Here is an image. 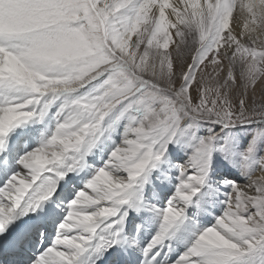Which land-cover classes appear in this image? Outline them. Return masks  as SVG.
<instances>
[{
	"label": "snow or ice",
	"instance_id": "6c2138e0",
	"mask_svg": "<svg viewBox=\"0 0 264 264\" xmlns=\"http://www.w3.org/2000/svg\"><path fill=\"white\" fill-rule=\"evenodd\" d=\"M0 264H264V0H0Z\"/></svg>",
	"mask_w": 264,
	"mask_h": 264
},
{
	"label": "rangeland",
	"instance_id": "374dc122",
	"mask_svg": "<svg viewBox=\"0 0 264 264\" xmlns=\"http://www.w3.org/2000/svg\"><path fill=\"white\" fill-rule=\"evenodd\" d=\"M257 94L259 95V89H258V93Z\"/></svg>",
	"mask_w": 264,
	"mask_h": 264
}]
</instances>
